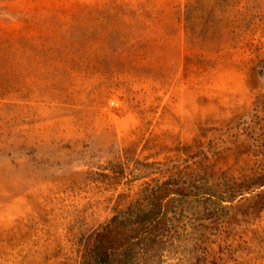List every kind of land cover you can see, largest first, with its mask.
<instances>
[{"label":"rangeland","instance_id":"rangeland-1","mask_svg":"<svg viewBox=\"0 0 264 264\" xmlns=\"http://www.w3.org/2000/svg\"><path fill=\"white\" fill-rule=\"evenodd\" d=\"M168 180L156 264H264V0H0V264Z\"/></svg>","mask_w":264,"mask_h":264},{"label":"trees","instance_id":"trees-1","mask_svg":"<svg viewBox=\"0 0 264 264\" xmlns=\"http://www.w3.org/2000/svg\"><path fill=\"white\" fill-rule=\"evenodd\" d=\"M171 181L147 195L149 205L136 201L122 214L113 215L92 234L80 253V264H156L155 257L171 230Z\"/></svg>","mask_w":264,"mask_h":264}]
</instances>
